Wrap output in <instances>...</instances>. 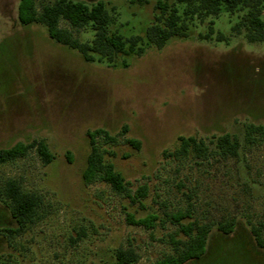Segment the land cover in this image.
<instances>
[{
  "label": "rangeland",
  "instance_id": "1",
  "mask_svg": "<svg viewBox=\"0 0 264 264\" xmlns=\"http://www.w3.org/2000/svg\"><path fill=\"white\" fill-rule=\"evenodd\" d=\"M74 1L105 2L110 30L127 38L143 33L156 0ZM18 2L0 0V149L43 141L54 160L45 166L32 149L0 165V184L14 179L42 198L34 224L12 238L0 235V264H113L118 248H133L135 264H154L185 239L168 220L177 212L210 226L203 259L189 264H264L249 234L259 224L264 234V140L236 158L168 156L180 136L210 145L228 133L242 144L245 124L264 126V42L231 35L235 17L222 13L195 22L186 39L126 58L125 67L122 59L113 67L87 64L40 26L20 27ZM210 21L227 42L198 39ZM96 129L117 137L101 145L104 160L132 194L145 186L144 199L132 204L108 185L83 183L86 133ZM127 214L155 216V226L130 225ZM231 220L225 236L218 225ZM8 227L14 223L0 204V228Z\"/></svg>",
  "mask_w": 264,
  "mask_h": 264
},
{
  "label": "trees",
  "instance_id": "2",
  "mask_svg": "<svg viewBox=\"0 0 264 264\" xmlns=\"http://www.w3.org/2000/svg\"><path fill=\"white\" fill-rule=\"evenodd\" d=\"M138 5L148 4L146 0H136ZM153 17L141 35L123 37L111 31V15L107 4L103 1L86 3L74 0H49L37 4L36 0H19L17 5V22L20 27L37 25L44 29L47 37L64 48L75 51L87 64L115 66L118 59L140 57L147 49H162L173 39L189 37L194 23L202 24L207 18L217 19L222 13L235 17L230 27L234 36L242 35L247 43L264 42V20L262 10L264 0H156L152 6ZM63 24V26L61 25ZM212 21L209 22L204 34H198L200 41L227 42L222 33H214ZM89 34L90 39L82 40L81 34ZM89 153L82 172L85 185L102 183L108 185L117 194H122L134 204L147 196L145 186L138 187L132 194L129 184L115 171L114 166L104 160L105 152L101 145L117 144V137H111L106 131L96 129L86 133ZM264 140V126L251 123L243 126L242 144L232 134H222L207 144L195 137H178V146L168 156L176 160L188 158L207 160L212 156L222 159L236 158L241 148L252 147ZM126 144L138 149L139 143L125 140ZM211 146V147H210ZM34 149L42 164L47 166L54 156L43 141L30 144L15 143L13 146L0 149V165L24 158ZM0 204L14 223V228H0V235L12 238L22 233L38 219L42 205L40 195L22 190L19 182L14 179L5 180L0 184ZM128 224L152 229L156 217L147 216L135 220L127 214ZM188 219L186 213L171 214L168 220L178 227V232L185 239L174 241V255L167 256L154 264H189L199 262L206 253V243L210 226ZM233 221L218 225V231L229 235L233 230ZM263 224L251 225L249 234L256 248L264 250ZM113 264H135L138 256L133 248H118L114 251Z\"/></svg>",
  "mask_w": 264,
  "mask_h": 264
}]
</instances>
